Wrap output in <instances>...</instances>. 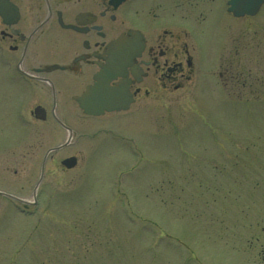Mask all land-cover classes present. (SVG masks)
<instances>
[{
	"label": "rangeland",
	"instance_id": "rangeland-1",
	"mask_svg": "<svg viewBox=\"0 0 264 264\" xmlns=\"http://www.w3.org/2000/svg\"><path fill=\"white\" fill-rule=\"evenodd\" d=\"M232 21L247 25L242 100L226 98L201 62L194 95L163 128L154 116L149 128L122 126L145 149L140 157L128 158L102 127L96 141L77 134L47 164L37 207L38 169L59 136L35 148L33 130L0 133V186L25 206L0 198V264H264V45H255L264 44V18ZM72 154L77 167L63 171Z\"/></svg>",
	"mask_w": 264,
	"mask_h": 264
},
{
	"label": "flooded vegetation",
	"instance_id": "flooded-vegetation-1",
	"mask_svg": "<svg viewBox=\"0 0 264 264\" xmlns=\"http://www.w3.org/2000/svg\"><path fill=\"white\" fill-rule=\"evenodd\" d=\"M230 1L0 0V133L9 126L33 130L35 148L59 136V143L44 152L34 193L42 191L37 185L47 164H55V156L73 145L77 134L96 141V128L102 127L101 133L118 140L128 158L140 157L145 149L122 126L136 119L149 128L147 120L154 116L163 128L167 115L194 95L201 62L209 67L205 73L215 68L211 77L226 98L242 100L247 25L233 29L231 24L264 18V1L252 17H235ZM212 34L217 39L208 47L205 38ZM256 42L259 50L263 38ZM86 98L103 106L99 116L80 107ZM110 105L115 108L104 109ZM39 128L45 131L43 141ZM123 136L132 146H125ZM4 137L1 143L6 145ZM65 161L73 165L68 168ZM78 163L72 154L59 167L69 172ZM126 174L130 178L131 170L121 176ZM3 189L1 199L25 208Z\"/></svg>",
	"mask_w": 264,
	"mask_h": 264
},
{
	"label": "water",
	"instance_id": "water-1",
	"mask_svg": "<svg viewBox=\"0 0 264 264\" xmlns=\"http://www.w3.org/2000/svg\"><path fill=\"white\" fill-rule=\"evenodd\" d=\"M263 1L264 0H257V1H250L249 0V1L243 3V2H240V0H231L229 5L231 6L230 7L231 11L235 15V17H242L244 15L252 17L257 13V11H258L259 7L261 6V4L263 3ZM87 99L88 98H86V101L84 104L82 103V100H80V107L84 110V112L87 115L99 116L100 111H101V107H103V106H100V108H98L99 106H97V105H91V104H89V101L87 102ZM114 108H115L114 105L104 106V109H106L108 111H111ZM63 165L70 168V166H72L73 164L71 163V161H65L63 163Z\"/></svg>",
	"mask_w": 264,
	"mask_h": 264
}]
</instances>
